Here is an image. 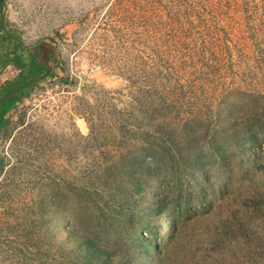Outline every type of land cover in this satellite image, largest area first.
<instances>
[{"label":"rangeland","instance_id":"rangeland-1","mask_svg":"<svg viewBox=\"0 0 264 264\" xmlns=\"http://www.w3.org/2000/svg\"><path fill=\"white\" fill-rule=\"evenodd\" d=\"M0 103V264H264V0H4Z\"/></svg>","mask_w":264,"mask_h":264},{"label":"trees","instance_id":"trees-1","mask_svg":"<svg viewBox=\"0 0 264 264\" xmlns=\"http://www.w3.org/2000/svg\"><path fill=\"white\" fill-rule=\"evenodd\" d=\"M3 2H4V0H0V7H1V4H2ZM22 75H23V73L21 74V76H22ZM13 96H14V93H13V92H9V93H7V96L5 97L4 101H5V100L12 99ZM0 106H4V105H2V103H0ZM218 152H220V150H219ZM221 154H222V153H221ZM218 155H220V154H218ZM146 241H147L148 243H149V241H152L155 247H159V245H160V244H159V241H157L155 238L147 239Z\"/></svg>","mask_w":264,"mask_h":264}]
</instances>
